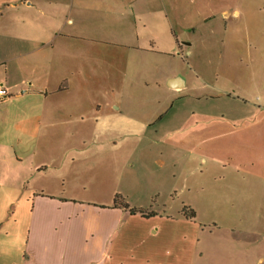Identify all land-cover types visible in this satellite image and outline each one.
<instances>
[{
  "label": "crops",
  "instance_id": "obj_1",
  "mask_svg": "<svg viewBox=\"0 0 264 264\" xmlns=\"http://www.w3.org/2000/svg\"><path fill=\"white\" fill-rule=\"evenodd\" d=\"M188 1L193 13L180 0H0V85L10 94L0 103V264H264V122L252 102L235 92L187 94L185 81L168 87L180 78L168 69L154 88L143 78L152 102L169 97L165 107L83 103L138 95L118 74L148 54L185 50L198 61L196 49L208 48V0L201 9ZM261 80L250 81L260 90ZM239 121L252 131L231 138ZM134 127L143 129L136 137ZM182 140L193 143L188 175L205 176L182 208L163 200L140 215L79 196L107 177L164 181L166 162L180 164Z\"/></svg>",
  "mask_w": 264,
  "mask_h": 264
},
{
  "label": "rangeland",
  "instance_id": "obj_2",
  "mask_svg": "<svg viewBox=\"0 0 264 264\" xmlns=\"http://www.w3.org/2000/svg\"><path fill=\"white\" fill-rule=\"evenodd\" d=\"M180 1L183 10L188 9L193 13V4H190L188 0ZM197 1L195 8L201 9V1ZM234 10L237 11L238 16L231 14ZM207 25L208 48L196 49L198 61L194 58L195 53L189 56L185 50L182 52L178 51L179 54H176L174 58H161L158 60L154 58L150 59V55L148 54L149 58L144 57V60L139 61L142 64H128L127 75L124 78L121 77V74H118V84H123L126 88H134L138 92V95L84 96L82 98L83 103H89V105L96 104L98 98H100L105 105L109 106L113 104L114 106H120L121 109L124 106L141 108L146 105H162L165 107L169 104V97L165 95L166 100L163 103L152 102L153 97H148L143 92L145 88L143 86L145 84L143 78L148 77L152 82L150 87L154 88L153 82L157 80L163 81L162 74L171 69L176 72L183 82H186L187 94H217L219 91L233 94L232 92H235L234 94L237 96L239 94L241 98L252 102L256 106V109H258L256 119L264 122V89L258 90L257 87L254 88L250 81L251 79H256L257 81L262 79L261 83H264V0H208ZM226 43L230 45L227 47ZM241 88L248 89L243 91ZM150 98L151 100H148ZM159 98L160 96H158ZM234 124L235 130L230 134L231 138L250 135L252 130L245 128L246 123L239 121ZM231 127H229V130H233V127ZM142 131V128L134 127L132 129V136L136 137ZM257 131L263 132L264 125L262 124L260 130ZM139 142L143 141L139 140ZM183 143L179 151L182 154L180 164L174 168L167 161L164 167V181L162 180V182L160 178L159 182L154 184L152 178L136 176L138 179H135V181H120L113 182L115 184H112L110 177H107L106 180L108 181H102L99 188H80L78 194L79 196H83L82 198L85 200H92L94 196H102L103 200L104 198L114 200L117 196L119 203L122 202L128 208L142 211L161 210L163 200L170 201L172 199L176 203H179L182 208L183 200L189 196V191L187 192L189 186L191 184L196 185V183V186H199V180H205V176L198 171L193 176L188 175V171L193 167L192 163L188 160L189 150L192 148L193 143H187L186 140ZM138 145L144 146V144ZM150 146L154 148V153H157L158 149L162 147L161 145ZM207 146L208 142L200 146L198 145L196 151L201 150L204 152ZM170 151L165 150V152ZM3 164L6 169L12 170L13 163L9 159ZM201 169L204 171L205 167ZM83 171L85 181L92 180L93 170ZM177 171L181 173L179 179L176 176L172 177V173H176ZM183 175L185 176L183 177ZM139 179L142 181H137ZM183 184L187 186L181 192ZM158 185L165 192L158 191ZM170 186L174 187L168 193L166 189H169ZM152 187L154 189H151ZM198 195H201V193H198ZM196 199L199 200V197L197 196ZM197 205L199 206L198 202ZM197 209L203 211L202 208L198 207ZM200 226V228L204 229V232L208 231V223L200 224Z\"/></svg>",
  "mask_w": 264,
  "mask_h": 264
},
{
  "label": "trees",
  "instance_id": "obj_3",
  "mask_svg": "<svg viewBox=\"0 0 264 264\" xmlns=\"http://www.w3.org/2000/svg\"><path fill=\"white\" fill-rule=\"evenodd\" d=\"M114 206L117 205H122L121 203H119L117 196L114 198L113 200ZM124 208H127L128 211L132 214H140V215H150L147 212H144L142 210H138V209H134V208H128L126 204L123 203L122 205ZM185 211V209H183ZM189 218L193 219L194 218V212L192 210L189 209V214L187 215Z\"/></svg>",
  "mask_w": 264,
  "mask_h": 264
},
{
  "label": "water",
  "instance_id": "obj_4",
  "mask_svg": "<svg viewBox=\"0 0 264 264\" xmlns=\"http://www.w3.org/2000/svg\"><path fill=\"white\" fill-rule=\"evenodd\" d=\"M183 84V81L181 78H174V79H171L170 81H168L167 85L168 87H181Z\"/></svg>",
  "mask_w": 264,
  "mask_h": 264
},
{
  "label": "built area",
  "instance_id": "obj_5",
  "mask_svg": "<svg viewBox=\"0 0 264 264\" xmlns=\"http://www.w3.org/2000/svg\"><path fill=\"white\" fill-rule=\"evenodd\" d=\"M9 95L10 94L8 90L4 86L0 85V103L6 100L9 97Z\"/></svg>",
  "mask_w": 264,
  "mask_h": 264
}]
</instances>
